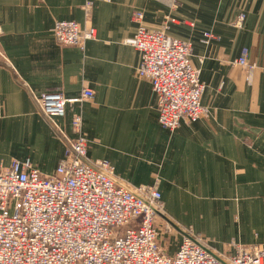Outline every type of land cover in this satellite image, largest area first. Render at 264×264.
I'll return each instance as SVG.
<instances>
[{
    "label": "crops",
    "instance_id": "crops-1",
    "mask_svg": "<svg viewBox=\"0 0 264 264\" xmlns=\"http://www.w3.org/2000/svg\"><path fill=\"white\" fill-rule=\"evenodd\" d=\"M138 14L151 31L171 17L168 35L192 44L208 116L173 132L159 123L158 97L127 43ZM59 21L94 28L96 38L84 51L60 46ZM207 32L216 36L210 44ZM245 54L248 69L232 64ZM84 89L94 99L68 103L64 118L52 123L40 112L42 94L74 100ZM77 114L90 160L108 161L131 187L160 178L157 226L169 255L188 232L219 254L264 245V0H0V169L29 159L54 175Z\"/></svg>",
    "mask_w": 264,
    "mask_h": 264
},
{
    "label": "built area",
    "instance_id": "built-area-1",
    "mask_svg": "<svg viewBox=\"0 0 264 264\" xmlns=\"http://www.w3.org/2000/svg\"><path fill=\"white\" fill-rule=\"evenodd\" d=\"M92 7L87 2L86 10ZM135 20L138 30L127 43L140 54L138 77L158 97L159 123L173 132L182 122L208 116L193 46L168 35L174 20L168 16L157 31L144 25L143 14ZM243 20L242 15L236 25ZM53 36L60 46L84 51L96 30L59 21ZM215 39L213 33L204 34L205 44ZM232 64L249 68L246 54ZM94 95L84 89L80 98L67 100L59 92L44 93L38 105L53 123L65 117L68 103L83 104ZM83 123L81 114L73 117L76 137L54 175L40 173L29 159L13 160L0 169V264H264V245L236 246L234 255L219 254L192 232L169 255L159 242L157 226L164 214L160 178L156 176L153 186L131 187L117 178L108 161L90 160ZM173 232L166 223L165 233Z\"/></svg>",
    "mask_w": 264,
    "mask_h": 264
}]
</instances>
